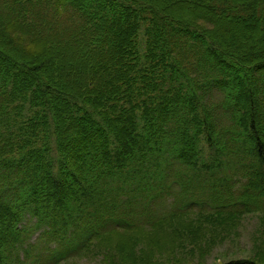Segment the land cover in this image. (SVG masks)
<instances>
[{
    "label": "trees",
    "instance_id": "16d2710c",
    "mask_svg": "<svg viewBox=\"0 0 264 264\" xmlns=\"http://www.w3.org/2000/svg\"><path fill=\"white\" fill-rule=\"evenodd\" d=\"M0 13V264H58L118 232L196 233L184 215L202 191L182 217V201L156 216L141 194L159 170L205 171L211 213H264V0Z\"/></svg>",
    "mask_w": 264,
    "mask_h": 264
},
{
    "label": "rangeland",
    "instance_id": "374dc122",
    "mask_svg": "<svg viewBox=\"0 0 264 264\" xmlns=\"http://www.w3.org/2000/svg\"><path fill=\"white\" fill-rule=\"evenodd\" d=\"M20 2H13L10 9ZM42 7L43 4L39 3L21 13L26 17L27 14L37 12ZM35 31L40 36L39 31L37 29ZM74 35L71 33V37ZM215 91L214 101L217 102L221 100L222 93ZM206 148L205 143L204 152L209 155L210 151ZM159 171L154 177L152 174L147 175V184L141 186V194L147 203L151 200L156 216L163 215L169 209L168 204L178 199L183 204L180 210L182 217L183 212H189L185 211L184 207L191 210L193 204L200 202L198 199L201 191L204 193V204L197 205L194 212L184 215L186 222L194 223L196 233L185 230L174 234V241L165 243L161 238L157 242H152L150 237L153 231L150 228L132 234L118 232L103 242H97L83 254L58 264H224L238 259H253L264 263L263 212L244 213L234 219L226 214L211 213L216 206L208 197L209 194H205V188L211 187L213 183L206 177L208 174L205 175V171L165 170L160 175ZM202 209L205 210V214L200 216L197 213ZM197 226L201 229L197 230ZM36 238L34 236V239ZM125 238L130 243L125 241ZM135 257L138 260H135Z\"/></svg>",
    "mask_w": 264,
    "mask_h": 264
}]
</instances>
